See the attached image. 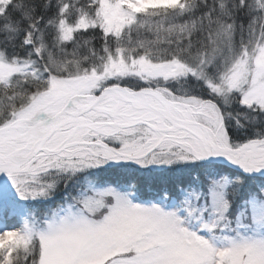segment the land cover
I'll return each instance as SVG.
<instances>
[{
  "label": "snow or ice",
  "instance_id": "1",
  "mask_svg": "<svg viewBox=\"0 0 264 264\" xmlns=\"http://www.w3.org/2000/svg\"><path fill=\"white\" fill-rule=\"evenodd\" d=\"M0 264H264V0H0Z\"/></svg>",
  "mask_w": 264,
  "mask_h": 264
}]
</instances>
